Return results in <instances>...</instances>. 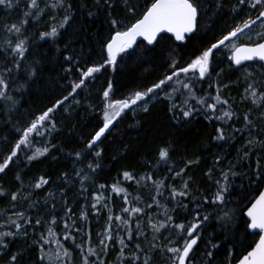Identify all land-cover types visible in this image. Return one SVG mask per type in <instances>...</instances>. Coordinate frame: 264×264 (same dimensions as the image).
Instances as JSON below:
<instances>
[{
	"label": "trees",
	"instance_id": "1",
	"mask_svg": "<svg viewBox=\"0 0 264 264\" xmlns=\"http://www.w3.org/2000/svg\"><path fill=\"white\" fill-rule=\"evenodd\" d=\"M45 2L50 5L55 0H39L42 8L45 7ZM70 2L73 4L71 11L73 19L58 30L57 37H46L43 40L39 38L40 32L50 31L51 26L58 24L64 15L62 9H55L51 13L46 9L37 20L35 16H24L25 11H34L27 8L25 0L12 9L0 6V67L5 65L12 67L11 59L8 57L10 49L7 52L2 50L3 39L6 36L13 40L17 39L4 30L5 25L12 24L5 14L13 10L14 23H19L22 19L28 20L22 29L23 36L20 37H27L28 52L21 61V67L15 69L8 78L10 85L8 94L17 103L0 99V163L10 154L12 146L20 136L16 129L27 126L36 116L67 95L68 83L76 78V74L75 70L71 74L65 71L68 63L64 57L67 55L75 57L76 61L85 68L98 65L104 59L102 45L111 34L109 13L103 8H97L94 0H70ZM195 2L200 10L198 28L194 34L186 37V44H176L173 37L166 35L153 46L139 42L133 50L117 58L115 70L106 66L100 73L94 74L95 78L87 81L85 87L77 90L74 100L70 97L65 101L64 105L53 114V119L56 121L55 130L45 133L42 137L34 135L32 147H22L9 168L4 173H0V188L8 193V197H0V213H3L0 214V223H3L6 216L14 211H26L32 216L33 223L36 218L47 221L51 218L49 212L54 204L55 210L52 214L58 221L55 230L58 233L57 238L63 240L61 218L67 219L65 208L71 207L75 216H79L81 208L85 207L88 211L87 221L78 220L77 225L82 228L87 227L95 244L96 234L103 231L109 213L108 209L101 205L97 206L100 208L99 212L91 209L93 194L103 193L105 197H111L107 203L112 215L127 218L129 214L121 212V207L133 206L135 201L133 205H125L123 193L118 195L111 191L113 184L124 187L130 193V199L141 197L144 204L152 203L151 196L156 193L151 181H141L138 184L135 180H124L122 176L124 171L132 172L137 178L150 172L154 180H159L172 176L167 170L169 166L179 168L183 166L181 161L184 163L199 161L189 165L183 175V179L189 181V197L177 198L188 205V211L177 207L175 201L169 203L164 197H157L170 209L175 208L172 215L179 222L192 220L194 213L191 209L194 208L195 203H200L204 196L215 190L213 181L221 178V170L227 171L230 166H234L233 170L240 175L231 178L232 195L228 197V203L224 206L225 211L228 209L235 211V222L227 228L223 227L216 218L220 209L205 205L203 212L210 214V219L199 230L203 238L192 253V264H208L204 254L208 250L214 253L212 264H227L230 253L232 264H235L242 254H246L251 247H254L258 236L248 233L242 213L246 211L256 192V188L249 185L248 177L255 169L257 158L264 165V151L257 149L259 156L253 153L249 158L242 159L243 151L247 150L242 146L247 139L264 140V122L257 120L259 126L252 129L251 135L245 129L243 113L252 109L251 115L255 120L260 110L254 108L250 100L243 99L248 83L243 78V74L245 70L252 72L256 88L264 90V67L260 63H247L239 70L235 66L230 67L231 61L228 59L231 55L230 46L227 50H223L224 46H221L214 52L211 77L196 84L200 94L206 92L215 94L217 83L229 85L223 90V95L229 99L232 110L237 113L239 119L233 117L228 124H222L220 121H208L202 115L194 114L187 120H177L168 110L169 101L158 98L155 102H150L151 98L147 100L149 109L147 112L134 109L138 106L135 105L132 109H126L121 117L114 121L113 128L96 145L97 150H102L100 157H95L94 152L86 147L88 140L102 126V114L106 103L102 93L107 88L109 80L113 83V92L110 94L113 100L130 98L135 91H143L158 82L165 74H169L171 72L169 65L172 61H178L177 67L186 66L197 53L221 38L231 27L245 18L243 11L239 15L230 12L237 0H195ZM145 3L146 0H127L126 6L125 0H114V7L110 10L111 16L126 25L130 24L144 11ZM218 3H222L219 8ZM131 6H135V16L129 14L128 8ZM89 11L94 12L95 15L89 16ZM50 14L56 15V20H50ZM31 69H35L34 74H31ZM209 79L214 81L211 88ZM179 100L177 96L176 102L179 103ZM233 121H235L234 125ZM228 125L241 128L244 130L243 134L237 133L228 140H216L214 138L216 127L223 126L227 130ZM44 146H48L50 151L39 159L29 162L27 156L32 155L36 148ZM165 146L172 150L171 159L168 164L160 163L157 166L158 150ZM76 152L81 153L80 159L76 158ZM218 157L219 164L216 163ZM96 162L100 167L92 172L87 165ZM79 169H83L84 174L90 175V179L84 182L83 187L87 190L83 193L79 183L80 177L75 175ZM210 169L212 179L207 175ZM65 173L69 177L67 182L63 178ZM17 175L21 180L16 179ZM40 176L48 178L50 183L41 189L30 188L29 185ZM164 183L166 186H175L177 190L182 188L181 177L164 179ZM102 184L105 185L103 189L99 187ZM20 189L22 191L19 200L11 202V193ZM163 191L167 197L168 187ZM50 192L55 193V199L49 197ZM28 193L31 195L28 199H24ZM32 202H36V206L29 208L28 205ZM13 203L16 204L15 208L12 207ZM145 212L152 215V222L165 218L163 209L157 208L155 204L150 209L145 208ZM138 220L144 235L134 241H127L125 236L129 244L125 249L126 255L135 251V243H139L146 251L150 249L152 231L147 222L148 217L142 213ZM136 222L137 217H133L131 223L133 229ZM45 227L40 226L35 231L32 227H28L27 236L18 234L15 238L5 237L9 247L6 250L0 249V264H10V254H22L21 264H49L48 261L38 259L41 253L38 246L33 243L39 233L45 231ZM7 230L15 231L11 226L0 228V231ZM120 235L123 236L124 232L121 231ZM209 240L219 244L220 247L211 249L208 245ZM163 243L168 242L165 240ZM64 244L66 247H73L70 241H64ZM44 247L46 252L55 250V244H47ZM119 247L117 244L109 249L108 255L103 257L105 264H120L117 260ZM150 255L151 264H171L170 253L152 250ZM73 264H81L79 249L73 248Z\"/></svg>",
	"mask_w": 264,
	"mask_h": 264
},
{
	"label": "snow or ice",
	"instance_id": "2",
	"mask_svg": "<svg viewBox=\"0 0 264 264\" xmlns=\"http://www.w3.org/2000/svg\"><path fill=\"white\" fill-rule=\"evenodd\" d=\"M25 2L28 9L34 10L25 11V17L35 16L39 20L46 9L49 13L55 9H62L64 12L62 19L59 20L58 24L51 26L50 31L40 32L39 38L41 40L46 37H57L59 35L58 30L69 24L73 19L71 15L73 4L70 0H55L50 5L45 2V7L43 8L40 6L39 0H25ZM19 3L20 0H0V6H3L5 9H12L18 6ZM94 4L97 8H103L108 12L110 17L111 34L102 45L103 52L105 53L103 61L98 65L87 66L85 68L76 61L75 57L71 55L64 57L68 63L65 71L71 74L75 70L76 74V78L70 80L68 83L67 87L69 90L67 95L58 99L55 104L36 116L27 126L16 129L20 133V136L14 146H12L10 154L0 163V173H4L9 168L14 158L18 157V153L22 147H32L34 143L32 137L34 135L36 137H42L45 133H50L52 130H55L56 121L53 119V114L70 97L74 100L77 90L85 87L86 82L90 79H94V74L100 73L106 66H110L115 70L117 58L121 54L127 53L129 49H132L133 45L137 43V38H142L141 42H146L147 45H153L159 39H163V34H171V37H174L175 41H184L187 35L194 33L198 28L200 10L195 0H146L145 9L141 15L127 25L121 20L112 18L110 10L114 7V0H94ZM125 4L127 6V0H125ZM221 6L222 3L217 4L218 8ZM128 11L131 16H135V6L129 7ZM241 11L245 13V18H242L231 27L221 38L203 49L186 66L177 67L178 61H172L169 65L171 68L169 74H165L163 78L145 90L135 91L130 98L113 100L110 96L113 92V83L109 80L107 82V88L102 93L103 99L106 102L102 114V126L88 140L86 144L87 149L92 150L95 157H100L102 150H97L96 145L112 127L114 121L121 117L126 109H132L135 105L142 107V110L147 112L149 110L147 100L153 97L169 101L170 105L168 110L173 113V118L177 120H187L194 114H200L208 121H220L222 124H228V121H232L233 117L239 119L237 113L232 110L229 99L223 95V90L228 88L229 85L217 83L215 94L210 92L200 94L196 88V84L199 81L211 77L214 52L219 50L221 46L229 47L230 44L229 51L231 55L228 57L231 61L230 67L235 66L237 70L243 67L245 62H264V0H237V3L232 6L230 12L239 15ZM252 12L256 14L253 16ZM88 15L92 16L95 13L89 11ZM56 18L54 14L49 15L50 20H56ZM27 23V19H22L19 23L4 26V30L16 36L17 39L13 40L6 36L2 41V45L4 46L2 50L7 52L10 49L8 57L11 59L12 67H7L6 65L0 67V99L12 101L13 104L17 103V101L8 94L7 90L10 87L8 78L15 69L21 67V61L25 59V54L28 52L27 37L20 38L23 36L22 29ZM257 26L259 27V31H254ZM245 36L248 38V43H237L241 37ZM261 66L264 67V64ZM34 73L35 69H31V74ZM217 76H219V73H217ZM252 77L253 73L245 70L243 78L248 83L244 90L245 95L243 99L250 100L254 108L260 110L255 120L251 115L252 109L243 113L245 129L248 130L249 135H251L253 128L259 126L257 120L264 122V90L256 88L255 80ZM213 83L214 81L209 79L210 88L213 86ZM177 96L180 98L179 103L176 102ZM193 101L194 103H192ZM139 102L144 103L140 105ZM234 123L235 121H233V125ZM233 125H228L227 130L223 126L216 127V135L214 138L216 140H228L232 139L237 133L242 135L244 130L236 128ZM52 147H55V145H52ZM242 148L247 149L243 151L242 159L249 158L253 153L259 156L257 149L264 151V140L247 139ZM49 151L50 148L48 146L36 148L32 155L27 156V159L31 162L46 155ZM171 151L168 146L160 148L158 150L156 165L158 166L160 163L168 164L171 159ZM75 156L77 159H80L81 153L76 152ZM198 162L188 161L184 163L181 161L180 163L183 166L179 168L169 166L167 170L172 173V176L159 180H154L150 172L137 178L132 172L124 171L122 173L124 180H135L138 184L141 181H151L156 193L151 196L152 203L144 204L141 197L136 196L130 199V193L124 187L113 184L111 191L118 195L123 193L125 205H133V201H135V205L133 206L121 207V212L129 214L127 218L121 215H112L107 203L111 197H105L103 193L99 195L93 194V202L90 204L91 209L99 212L100 208L97 206L101 205L103 208H107L109 213L103 231L96 234L97 241L95 244H93L91 233L87 230V227L82 228L77 225L78 220L87 221L88 211L85 207L81 208L79 216H75L71 207L65 208V216L67 219L61 218L63 222V240L58 239V233L55 230L58 221L56 216L52 214L55 210V205L53 204L49 212L51 218L47 221L43 218H36L33 223L32 216L26 211H14L11 215H7L4 222L0 223V228L11 226L15 231H0V249L6 250L9 247V243L6 242L5 237L15 238L18 234L27 236L28 227H32L33 231H35L40 226H46L45 231L40 232L38 238L33 243L38 246L41 253L38 259L40 261H48L49 264H73V248L79 249L81 264H105L103 257L107 256L109 249L115 247L117 244L120 246L117 253V260L120 261V264H137V262L139 264H151L152 257L150 252L152 250L170 253L169 260L171 264H192L193 257L191 254L198 246V242L203 238L199 230L210 219V214L203 212L205 205L216 206L220 209L216 218L221 222L223 227L227 228L235 222V211L233 209L225 211L224 206L228 203V197L232 195L231 178L240 175L233 170L234 166H230L227 171L221 170V178L213 181L215 190L209 195L204 196L200 203H195L194 208L191 209L194 213L192 220L179 222L172 215L175 208L170 209L166 204L161 203V200L157 197H164L169 203L175 201L177 207H182L188 211V205L177 198L187 199L189 197V181L184 180L183 175L189 165ZM216 163H220L219 157ZM87 167L94 172L100 165L98 162L95 164L89 163ZM75 175L80 177L79 183L81 184V192L83 193L87 190L83 187L84 182L90 179V175L84 174L83 169L77 170ZM207 175L209 179H212L211 169ZM176 177H181L182 188L180 190H177L175 186H166L164 183V179H175ZM63 178L67 182L69 179L67 173L64 174ZM16 179L21 180V177L17 175ZM248 179L249 185L255 187L256 192L253 200L250 201V207L242 214L248 218L245 220L246 229L254 230V235L258 236V240L255 241L254 247H251L250 251L242 254V257L238 259V264H264V165L260 163L259 158H257L255 169ZM49 183L48 178L40 176L29 187L32 189H41ZM99 187L103 189L105 185L102 184ZM165 187L169 189L167 197H165L163 191ZM21 191L22 189L11 193V202H17L19 200ZM30 195L31 193H28L24 199H28ZM0 197H8V193L3 188H0ZM49 197L55 199V193L50 192ZM142 204L143 206H139ZM153 204L157 208L163 209V216L165 217L163 220L152 222V215L145 212V208L150 209ZM35 206L36 202L28 205L29 208ZM12 207L15 208L16 204L13 203ZM142 213L147 215V222L150 224L152 231L150 249L146 251L139 243H135V251L126 255L125 249L129 247V244L126 242L125 236L127 237V241H134V239H139L144 235L143 228L138 220ZM133 217H137L134 229L131 227ZM255 230L259 231L255 232ZM121 231L124 232L123 236L120 235ZM165 240L168 242L167 244L163 243ZM64 241H70L73 247H66ZM157 241L159 243H156ZM47 244H55V250L46 252L44 246ZM208 245L211 246V249H218L220 247L219 244L213 243L211 240L208 241ZM204 254L207 257L208 264H212L214 260L213 251L208 250ZM21 256L22 254H10V264H21ZM227 264H232L231 253L229 254Z\"/></svg>",
	"mask_w": 264,
	"mask_h": 264
},
{
	"label": "rangeland",
	"instance_id": "3",
	"mask_svg": "<svg viewBox=\"0 0 264 264\" xmlns=\"http://www.w3.org/2000/svg\"><path fill=\"white\" fill-rule=\"evenodd\" d=\"M24 0H20V3L21 2H23ZM25 5H26V3H25ZM256 13H254V14H252L253 16L255 15ZM5 16H6V18L8 19V20H10L11 21V23H14V20H13V10H10V12L8 11L6 14H5ZM254 31H259V27L257 26L255 29H254ZM8 37V36H7ZM254 39H256L255 37H254ZM186 41V42H185ZM249 41H248V38L245 36V37H241V39L239 40V41H237V43H248ZM176 43V42H175ZM183 43H187V40H184L181 44H183ZM177 44V43H176ZM180 44V45H181ZM230 46V45H229ZM223 50H226V47H223ZM199 53H197L196 55H198ZM195 57H193L192 59H194ZM191 59V60H192ZM158 98H156V97H153L151 100H150V102H155L156 100H157ZM149 102V103H150ZM143 103H140V105H142ZM148 104V103H147ZM134 109H136V110H142V107H140V106H136Z\"/></svg>",
	"mask_w": 264,
	"mask_h": 264
},
{
	"label": "water",
	"instance_id": "4",
	"mask_svg": "<svg viewBox=\"0 0 264 264\" xmlns=\"http://www.w3.org/2000/svg\"><path fill=\"white\" fill-rule=\"evenodd\" d=\"M193 34V33H192ZM163 35H168V36H170L171 37V34H163ZM174 38V37H173ZM142 41V38H137V43H136V45L139 43V42H141ZM177 44H181L183 41H175ZM142 43H145L146 45H147V43L146 42H142ZM136 45H133V48L132 49H129L128 51H131V50H133L135 47H136ZM154 45V44H153ZM153 45H148V46H153ZM254 62H258V63H260L261 65L262 64H264V62H259V61H252V62H245V64H247V63H254ZM113 126H114V123H113V125H112V127L109 129V131L113 128ZM108 131V132H109ZM108 132H106V134H105V136L107 135V133ZM104 136V137H105ZM104 137H102V140L104 139ZM101 140V141H102ZM100 141V142H101ZM100 142H98V144L100 143ZM248 207H250V205L248 206ZM246 211H247V209H246ZM245 211V212H246ZM244 212V213H245ZM245 217V220L246 219H248L246 216H244ZM247 231H248V233L250 234V233H253L254 234V230H251V229H247ZM259 230H255V232H258ZM192 255V254H191ZM235 264H238V262L237 263H235Z\"/></svg>",
	"mask_w": 264,
	"mask_h": 264
},
{
	"label": "flooded vegetation",
	"instance_id": "5",
	"mask_svg": "<svg viewBox=\"0 0 264 264\" xmlns=\"http://www.w3.org/2000/svg\"><path fill=\"white\" fill-rule=\"evenodd\" d=\"M174 39V38H173ZM226 44H228V42H226ZM230 45V44H229ZM225 47V46H224ZM228 47H226V50H227Z\"/></svg>",
	"mask_w": 264,
	"mask_h": 264
},
{
	"label": "bare ground",
	"instance_id": "6",
	"mask_svg": "<svg viewBox=\"0 0 264 264\" xmlns=\"http://www.w3.org/2000/svg\"><path fill=\"white\" fill-rule=\"evenodd\" d=\"M194 34V33H193ZM190 35H192V34H190ZM166 36H168V35H166ZM170 37V36H169ZM186 37H188V35L186 36ZM175 41V40H174Z\"/></svg>",
	"mask_w": 264,
	"mask_h": 264
}]
</instances>
